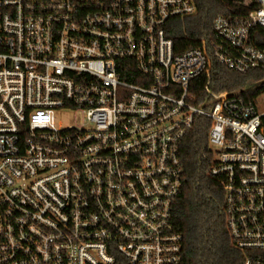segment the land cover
Wrapping results in <instances>:
<instances>
[{
	"label": "built area",
	"instance_id": "2783aa9c",
	"mask_svg": "<svg viewBox=\"0 0 264 264\" xmlns=\"http://www.w3.org/2000/svg\"><path fill=\"white\" fill-rule=\"evenodd\" d=\"M235 2L244 17L217 15L178 53L169 22L195 0H0V264H179L181 145L199 116L230 236L264 264V110L208 85L213 59L264 68V0Z\"/></svg>",
	"mask_w": 264,
	"mask_h": 264
},
{
	"label": "trees",
	"instance_id": "16d2710c",
	"mask_svg": "<svg viewBox=\"0 0 264 264\" xmlns=\"http://www.w3.org/2000/svg\"><path fill=\"white\" fill-rule=\"evenodd\" d=\"M195 1L196 14L169 22L168 33L178 53L198 46L202 38L210 41L217 15H232L238 19L247 14L240 11L235 0ZM251 33L254 41L264 44L261 27L253 26ZM195 81L199 82V94L203 96L207 77L201 75ZM256 83L261 85L250 89ZM208 85L216 92L240 93L253 100L264 90V68L238 73L213 59ZM210 124V119L196 117L181 145L183 185L173 208L176 228L183 235L179 264H243L246 252L235 245L225 221L223 185L209 173L213 162L208 143Z\"/></svg>",
	"mask_w": 264,
	"mask_h": 264
},
{
	"label": "rangeland",
	"instance_id": "374dc122",
	"mask_svg": "<svg viewBox=\"0 0 264 264\" xmlns=\"http://www.w3.org/2000/svg\"><path fill=\"white\" fill-rule=\"evenodd\" d=\"M255 102L260 111L264 110V90L255 96ZM57 120L63 123V125L72 124L75 122L73 113L70 111L60 112L56 114Z\"/></svg>",
	"mask_w": 264,
	"mask_h": 264
}]
</instances>
